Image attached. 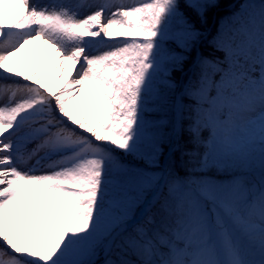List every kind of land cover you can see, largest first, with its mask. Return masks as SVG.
I'll list each match as a JSON object with an SVG mask.
<instances>
[{"label": "snow or ice", "instance_id": "snow-or-ice-1", "mask_svg": "<svg viewBox=\"0 0 264 264\" xmlns=\"http://www.w3.org/2000/svg\"><path fill=\"white\" fill-rule=\"evenodd\" d=\"M218 7L0 0V264H264V0L209 39ZM35 41L59 86L12 66ZM257 164V183L206 174Z\"/></svg>", "mask_w": 264, "mask_h": 264}, {"label": "trees", "instance_id": "trees-1", "mask_svg": "<svg viewBox=\"0 0 264 264\" xmlns=\"http://www.w3.org/2000/svg\"><path fill=\"white\" fill-rule=\"evenodd\" d=\"M252 1H258L260 0H247L248 3ZM242 3H245V0H219V7L212 9L209 11L206 22L203 24L197 23V27H199L202 31H206L208 33L209 39L212 35L216 33V30L218 27L222 25V23L225 22V18L230 16L233 12L237 11L240 8V5ZM166 47L170 49H175V45L168 42L166 43ZM179 51V49H176ZM201 51H203L205 54L210 51V49L206 45H202ZM219 55V54H218ZM38 58L35 57L32 59L31 64H28L26 60L23 58L17 56L12 61V66H16L17 69H21L28 72H35L36 75L42 79L46 78L47 82L51 84L52 80L49 76V68L44 66L42 62H37ZM187 66V62H186ZM173 78H175L177 81L182 79V74L179 72L173 73ZM188 102V101H186ZM76 113L83 114L87 117L89 120L95 119L94 117H89L84 111H76ZM204 138H207L205 134V130L202 133ZM185 141L188 140L187 134H185L184 137ZM188 147L191 148V144H188ZM200 151L202 152L203 149L201 148ZM124 160H131L136 164H140L142 167H145L142 162L134 160L131 156H124L122 153H118ZM177 159V172L181 177H185L189 175V167H186L184 164H182L179 160V154L176 156ZM258 165V164H257ZM256 165V166H257ZM255 166V167H256ZM254 167V168H255ZM253 169V168H252ZM252 169L247 168H228V169H216L211 168L207 170V175L211 176L214 180L221 183H229L233 179V177H244L248 182H251L253 180H258L259 177H257L253 172H251Z\"/></svg>", "mask_w": 264, "mask_h": 264}, {"label": "rangeland", "instance_id": "rangeland-1", "mask_svg": "<svg viewBox=\"0 0 264 264\" xmlns=\"http://www.w3.org/2000/svg\"><path fill=\"white\" fill-rule=\"evenodd\" d=\"M34 2L38 5V6H48V7H59L60 5L66 6V7H70L73 8L75 10V6L78 5L79 3L82 2V0H34ZM88 3H95L96 0H87ZM126 2L131 3L132 0H126ZM251 4L256 5V2H251ZM93 9L92 8H79L78 12L79 15L81 16H85L87 14H89ZM106 43H111V41H106ZM90 51L93 54H97L98 52L104 50V46L103 45H99L96 43L91 44L90 46ZM18 56H20L21 58H23L24 60H26L28 62V64H31L32 59H34L35 57L38 58L37 62H42L44 66L48 67L49 70V76L51 77V85H57L59 86L60 84H62L64 82L65 79H67V70H65V74L64 77L61 78V80L59 82H57L56 80V76L60 71V66H54V61L56 59V55L54 51L48 50L46 45H43L41 43V41H35L33 44L28 45L25 47V49L23 50L22 53H20ZM12 63V62H11ZM70 67V65H68ZM14 67V66H13ZM15 68H17L15 66ZM84 111L87 116L89 117H94V115L91 113L90 111V107L87 101V98L84 97L83 95L79 96L74 111ZM95 118V117H94ZM205 134L208 137L209 133L207 130H205ZM119 155V154H118ZM125 162L132 164V165H137L136 163H134L131 160H124ZM141 166V165H140ZM253 172H255L256 174L260 175V170H259V166L257 165V167L253 170ZM253 183H257V182H253ZM103 259V256H101V260Z\"/></svg>", "mask_w": 264, "mask_h": 264}]
</instances>
